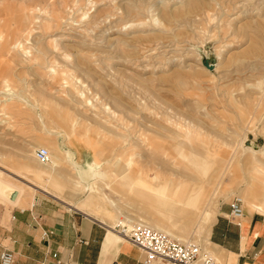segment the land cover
Returning a JSON list of instances; mask_svg holds the SVG:
<instances>
[{
  "label": "rangeland",
  "instance_id": "1",
  "mask_svg": "<svg viewBox=\"0 0 264 264\" xmlns=\"http://www.w3.org/2000/svg\"><path fill=\"white\" fill-rule=\"evenodd\" d=\"M0 166L5 208L44 196L218 254L220 206L264 210V0H0Z\"/></svg>",
  "mask_w": 264,
  "mask_h": 264
},
{
  "label": "crops",
  "instance_id": "2",
  "mask_svg": "<svg viewBox=\"0 0 264 264\" xmlns=\"http://www.w3.org/2000/svg\"><path fill=\"white\" fill-rule=\"evenodd\" d=\"M28 186L61 201L53 194L55 190L33 183ZM19 196L15 200L0 199L15 204ZM63 203L32 195L27 200L29 206L0 205V251L7 249L13 253L12 264H101L104 261L101 251L111 226L80 211L78 205ZM257 213H244L237 224L230 219L228 206L218 208L205 241L226 253V264H264V215ZM119 240L125 241L117 240L106 257V264H144L142 250Z\"/></svg>",
  "mask_w": 264,
  "mask_h": 264
},
{
  "label": "built area",
  "instance_id": "3",
  "mask_svg": "<svg viewBox=\"0 0 264 264\" xmlns=\"http://www.w3.org/2000/svg\"><path fill=\"white\" fill-rule=\"evenodd\" d=\"M34 159L42 165L49 164L51 158L45 147H37ZM230 219L237 224L244 216L243 199L234 195L228 203ZM128 241L144 253V264H215L212 255L204 251L202 245L193 241H180L169 233L148 224L137 223L122 228ZM13 253L0 251V264H12Z\"/></svg>",
  "mask_w": 264,
  "mask_h": 264
},
{
  "label": "bare ground",
  "instance_id": "4",
  "mask_svg": "<svg viewBox=\"0 0 264 264\" xmlns=\"http://www.w3.org/2000/svg\"><path fill=\"white\" fill-rule=\"evenodd\" d=\"M50 155V158H51V162L49 164H46V165H51V169L53 171H55V168L56 166L58 165V159L56 156H53L51 153H49ZM37 162V161H36ZM38 163V162H37ZM42 165V164H41ZM25 169H30L29 166H24ZM92 169L91 166H89V170ZM94 169V168H93ZM5 170V168H3L2 166H0V197H3L2 193L4 190H14L15 192L11 193L10 196H9V199L10 200H15L17 194H21V191L22 189L21 188H17L16 185H13L11 182H9L7 179H3V177L1 176L2 175V171ZM7 173H10V174H13L12 172H10L9 170H6ZM5 171V172H6ZM88 171L84 172V176H86L88 173ZM6 173V174H7ZM31 173L34 175V176H38V175H42L43 174V171L41 170H38V169H32L31 170ZM5 174V173H4ZM8 174V175H10ZM6 175V176H8ZM97 175V174H95ZM99 176H100V173H99ZM15 178V177H14ZM86 178V177H85ZM93 178V177H92ZM16 179V178H15ZM80 179V177H79ZM77 180V184L78 185H81L83 187H85V185H83L81 183L80 180ZM16 189V190H15ZM33 191V190H32ZM152 190H150V188L147 186V184L145 183L142 187V192L143 193H148V192H151ZM7 199V198H5ZM261 213L264 214V210H259ZM208 215V214H207ZM206 215V216H207ZM159 230H162V231H165L167 233H169L170 235H172V233H170L169 231H166V230H163L162 228H159ZM209 232V231H208ZM119 233L117 231H115L113 228H110L107 230V234H106V240L102 246V251H101V260L104 259V261L101 262V264H106V257L110 254V250L112 248H114L116 242L118 239H124L123 236H119L118 235ZM125 236V235H124ZM173 236V235H172ZM175 238H177L178 240L180 241H185V240H182L180 239L181 237H176L174 236ZM125 241H127V238L124 239ZM210 244V242H208ZM223 252V250L221 248H218V254L216 255H213V259H214V263L216 264H219V263H222V261H225V259L223 257L220 256V254Z\"/></svg>",
  "mask_w": 264,
  "mask_h": 264
}]
</instances>
